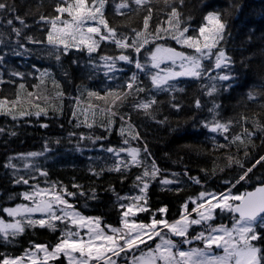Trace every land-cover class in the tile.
Here are the masks:
<instances>
[{"label": "snow or ice", "instance_id": "1", "mask_svg": "<svg viewBox=\"0 0 264 264\" xmlns=\"http://www.w3.org/2000/svg\"><path fill=\"white\" fill-rule=\"evenodd\" d=\"M159 2L160 0H155V3L159 4ZM153 3L154 0H121L114 4L117 16L126 15L123 9H131L137 18L142 15L143 27H131L128 34L119 31L116 23H110L107 19V0L56 2L52 13L39 15L37 23L43 22L47 25L43 29L46 32L43 39L22 33V29L29 27L23 17L18 15L15 17L21 27L13 26V19L8 17L7 25L15 39L0 32V44L10 50L0 52V65H3L5 57L9 54L20 57L36 51L26 47L25 43L21 42L22 38L27 44L32 45H44L46 42L47 47H41L38 54L54 59L57 69L69 84L74 83L77 70L87 75L89 80L103 70L105 80H109L114 79L116 73L125 72L124 67L118 66L117 62L131 66L129 70H135H131V75L124 77L116 87L108 85L101 93L85 86L82 82L76 83V93H69L68 99L76 102L72 106L74 127L79 128L83 124V127L89 129L98 126L108 134L116 131L121 137L120 143L125 146L132 141L143 142L137 128L131 122V114L121 111L133 93L148 91L146 86L140 83L138 73H143L145 78L151 81L153 89L169 93L182 91L177 89L175 84L170 83L178 77L193 78L197 81L207 78L212 82L205 91V95L209 96L219 94L221 91L228 92L238 80V76L230 67L235 61L228 55L223 44L226 37L231 36L229 19L233 13L241 10L242 5L238 0H233L232 5L223 11L215 8L202 10L199 23L196 24L192 23L191 12L187 14L183 12L185 0H163L165 9L170 10L166 12L167 20L156 23L154 30L149 24L153 15ZM132 5L136 7L132 8ZM13 11L14 6L8 0H0V15L3 12ZM127 19L131 21L132 16H127ZM164 24L167 27H164ZM254 31V28H248V40H251V33ZM5 39L9 43L5 44ZM168 41H174L182 49H190L191 52L179 51L168 46ZM101 43L114 44L117 54L107 52L98 54L97 62V57L93 54L97 53ZM142 50L145 57L143 63L133 56V53L138 56ZM85 55L87 60L84 59ZM69 56L70 64L65 66L62 57ZM205 61L208 63L205 64ZM37 72L39 75H35ZM7 74L9 77L7 81L0 75V84L15 85V95L14 98L11 93L0 96V114L9 116L14 121L23 117L47 116L50 108L53 112L62 114V107L58 110L55 101L62 99L65 93L61 90V83L52 77L49 69L40 70L32 66L26 71H19L9 68ZM29 76H33L38 81V84L32 85L31 91L26 88V80ZM13 77L18 78L20 82L17 83L12 79ZM49 79L52 87L56 89L54 95H49L40 89V86L46 85ZM85 92L89 100L95 98L97 101H105L104 106L88 103L86 108L77 107L84 103ZM255 95L250 88L247 98L253 100ZM156 103L157 101L152 97L142 98L135 101L131 107L151 116L149 109ZM171 106L178 110L180 108V105L175 103ZM196 107H201L199 99L196 100ZM218 107L219 105L213 102V107L209 109L213 119L202 121V126L212 133H228L233 120L230 118L222 122L216 119L218 113L215 109ZM98 115L102 119L97 125ZM126 116L128 119H125ZM116 117H119V129L113 128ZM239 121L237 126L240 131L234 132L230 140L225 137L229 140L228 144L218 145L219 148L228 149L230 152V145L239 142L244 157V159L239 158L241 151L239 147L236 157L226 156L227 167L236 170L233 174L221 178L220 182L225 186L224 190L211 192L204 188L196 176L184 171L183 176L193 183L200 184L202 190L196 197L190 196L181 202L171 220L167 217L168 206L161 204L153 209L149 204L147 193L150 184L156 180L161 186L160 191L179 193L182 190L179 187L181 181L177 179L180 174L171 172V178L161 176L162 171L165 170L158 167L146 143L143 148V153L146 155L143 157L138 147L103 148L107 153L116 156L115 163L108 170L121 173L122 181L125 179L123 174L129 168L142 169L135 174L133 184L138 194L117 198L128 201L127 204L118 205L119 227L102 223L100 216L84 215L75 210L67 197L75 196L76 193L69 191L59 182H49L48 172L45 170L36 168L39 175L45 178L46 187H40L39 181L34 176L30 178L14 176L12 180L14 184L29 185V179L36 182L29 185V190L19 193V196L28 202L27 204L18 203L15 207L2 209L11 220L0 219V244L6 249L9 244H17L18 237L25 235L27 230L36 228L47 229L53 233L59 231V236L50 244L30 240L20 254L0 252V264H51V262L64 264V261L67 264H121L119 259L121 253L127 257L131 250L140 254L128 259V264H264V175L257 176L253 185V176L256 175L254 169L257 166L264 169V155L253 156L248 150L249 145L254 147L252 138L257 131L261 134L259 137L261 143L264 144V117L257 114L251 117L241 114ZM248 123L252 124L253 130L246 126ZM40 127L45 128L47 124L42 123ZM68 135L71 137L75 133L69 132ZM79 139L81 141L88 139L95 143L107 139V136L85 137L81 133ZM48 151V146L45 144L43 152L33 151L18 156L22 160H27L39 157ZM76 151H81L79 146ZM120 153H126V159H121ZM11 159L9 158V162L5 163V168L15 167ZM23 166L25 169L30 167L28 163H24ZM91 171L93 175H99L94 170ZM200 171L207 174L208 169L201 168ZM212 174L215 175V168ZM170 185L178 186L175 189L167 187ZM237 185L241 187L247 185L248 188L239 191ZM72 188L79 190L81 196L85 195L81 185L73 182ZM233 189H236L235 193ZM90 191L92 195L88 199H97L96 189L92 188ZM113 194L115 195L114 190ZM217 210L221 217L225 213L230 216V225L214 223ZM138 213H148V219H132L137 217ZM192 226H200L201 230L193 229L195 232L193 235L189 231ZM170 237L178 239L174 241ZM148 241H153L154 247ZM192 241H199L203 247H188ZM140 245H144V249H141ZM213 246L222 251L214 252Z\"/></svg>", "mask_w": 264, "mask_h": 264}, {"label": "trees", "instance_id": "2", "mask_svg": "<svg viewBox=\"0 0 264 264\" xmlns=\"http://www.w3.org/2000/svg\"><path fill=\"white\" fill-rule=\"evenodd\" d=\"M14 6L12 13L3 12L0 15V32H4L6 36H11L14 40L15 36L11 33L10 27L7 25L6 18L13 19V26L21 27L16 21L15 17L21 16L25 19V23L29 25L28 28L22 29L23 34L34 35L41 39L44 38L46 32L43 31L47 25L39 22V15H48L53 12L56 2H63V0H8ZM121 0H107L106 17L110 23H116L118 30L125 34L130 33L131 27H143L142 15L137 18L133 15L131 9H123L125 16L115 15L114 4ZM242 5L238 13H233L229 19L231 25V36H227L223 42L228 55L235 61L234 65L230 67L234 74L238 76V80L228 92L221 91L219 94L211 96L205 95L206 87L212 82L207 78H202L197 81L193 78H184L174 81L177 89L182 91L165 92L158 89H153L151 83L145 78L143 73H138L140 83L148 89L146 92L139 94L133 93L125 102L122 112L131 114V122L137 128L141 140L143 142L132 141L129 147H138L141 149V156H145L143 148L145 143L149 149L152 158L157 162L158 167L162 170L161 176L171 178V172H177L180 175L177 177L181 181L179 193L175 191H160L158 180L153 181L148 190L149 204L154 209L161 204L168 206V219H172L179 208V204L188 197H196L201 191V185L193 183L187 177L183 176L184 171H188L191 176H196L203 184L204 188L211 192H219L224 190V185L221 184V178L227 177L236 170L227 167V155L236 157L238 155L237 148H241L239 158L244 159L242 146L237 142L235 145H230L231 151L228 149L219 148L220 144H228L231 135L234 132L240 131L237 126L239 116H258L264 117V0H238ZM233 0H185L183 12L185 14L191 12L193 16V24L199 23L200 13L202 10L215 8L223 11L229 8ZM132 5V8H135ZM153 15L149 21L150 28L154 30L155 24L167 20L166 12L170 9H165L163 0L159 4L154 3ZM127 16H132L129 21ZM167 27L166 24L163 25ZM254 28L255 31L251 33V40L247 39L248 28ZM134 35V34H133ZM21 42L30 49H35L31 54L25 56L7 55L4 59L3 65H0V75L7 81L8 69L12 68L19 71H26L32 66L43 70L49 69L52 77L61 83V90L64 91L65 96L62 99L55 101L56 108L59 110L62 107V114L53 112L51 108L48 110V115H41L39 117H23L17 120H12L9 116L0 114V217H5L2 209L4 207H14L16 204L22 202L19 196L20 192L28 190V185L23 183L14 184L12 180L19 178L15 170L22 166L25 162L20 159L18 154L27 152H43L45 144H47L49 151L43 155L33 158L28 162L42 170L48 172L49 182H59L65 185L69 191L75 192V196L67 197L75 210L80 211L84 215L100 216L102 223H109L113 226L119 227V203L118 197L131 196L137 193V189L133 187L135 181V174L142 171L140 168L131 167L123 175L125 179L121 180V173L109 171L108 168L112 166L109 156L103 148L107 146H122L120 143L121 137L116 131L111 134L105 133L100 127L85 128L83 124L79 128L74 127L75 120L72 119V106L76 104L75 100H69L68 94L76 93L75 84L83 83L85 86L98 90L101 93L108 85L116 87L120 84L124 77L131 75V66L122 65L125 72L115 74L114 79L105 80L104 73L100 70L91 80L87 78L80 70H77L74 75V83L69 84L68 81L61 75L57 69L56 61L43 54H38L41 47L44 45L27 44L21 38ZM5 44L9 43L7 39ZM163 44L164 41H158ZM168 46L178 48L181 51L191 52L188 49H182L176 45L174 41H168ZM10 51L0 44V52ZM74 52V51H73ZM117 54L115 45H105L101 43V47L96 54ZM76 55H80L76 53ZM133 56L139 59L142 63L145 60L143 50L141 54L133 53ZM65 66L70 64L71 57H62ZM87 60V56H84ZM208 61H205L207 64ZM75 68V66H72ZM86 71V70H85ZM39 75V73H35ZM19 83V79L13 77ZM38 84V81L33 76H29L26 80V88L31 91L32 85ZM204 85V87H202ZM251 90L256 94L253 100L247 98V92ZM40 89L46 91L49 95H54L56 89L51 85L50 79L46 85H41ZM11 93L12 98L15 95V85L0 84V96ZM154 98L157 103L149 109L151 116L145 115L142 111L136 110L131 105L139 99ZM199 99L201 107H196V100ZM84 103L77 107H87L88 103L99 105L103 107L105 101H97L95 98L89 100L86 92L83 95ZM110 102V101H109ZM213 102L219 105L215 109L218 113L216 119L227 121L230 118L233 120L229 132L220 134L209 132L202 126V121L213 119V114L209 109L213 107ZM42 106H43V102ZM179 104V110L172 107L171 104ZM83 119V117H81ZM101 116H97L96 124L100 123ZM125 119H128L126 116ZM164 121V123H158ZM47 124V127L41 128L40 124ZM243 123V121H239ZM250 130H253L251 123L246 125ZM114 129L120 128L119 117L115 118L113 125ZM73 132L75 135L69 136L68 133ZM14 133V135L12 134ZM85 137L96 135L107 136V139H102L93 143L91 140L79 139L80 134ZM260 133L257 131L252 138L254 147L249 145V152L253 156L264 155V144L261 143ZM229 140H226L225 137ZM58 141V143H57ZM215 141V144H214ZM80 147L81 151L77 152L76 148ZM103 146V147H102ZM15 165L14 168H5V163L9 162ZM150 163V161H149ZM201 168H207L208 172L205 174L201 172ZM215 168V175L212 170ZM94 170L99 175H93L91 170ZM223 169V171H221ZM255 176H253V185H255L256 177L264 175V169L257 166L254 169ZM36 177L39 181L40 187H46L45 178L41 177L38 172L32 175H26L25 178ZM29 179V185L35 183ZM73 182L82 186L85 195L81 196L79 190L72 188ZM178 185H171L170 188L175 189ZM96 189L97 199H88L92 195L90 189ZM248 186L241 187L237 185L239 191L247 190ZM113 190L115 195L113 194ZM236 192V189H233ZM11 197V198H9ZM87 205V206H86ZM191 205H189V208ZM137 218L147 220L148 213H140ZM215 224L225 223L230 225V216L225 213L221 217L217 211ZM200 229V226H198ZM201 230V229H200ZM191 232V230H189ZM59 236V231L53 233L47 229H29L26 234L18 237V243L15 245L9 244L7 248L0 244V252L7 251L9 254H20L24 247L28 246V242L35 241L39 243L50 244L56 237ZM175 241V240H174ZM138 255L134 250L129 251L127 257ZM124 253L120 256L122 264H128V258ZM122 258V259H121ZM116 259V258H115Z\"/></svg>", "mask_w": 264, "mask_h": 264}, {"label": "rangeland", "instance_id": "3", "mask_svg": "<svg viewBox=\"0 0 264 264\" xmlns=\"http://www.w3.org/2000/svg\"><path fill=\"white\" fill-rule=\"evenodd\" d=\"M71 51H74V50H71ZM117 64H118V66H122L123 64H122V62H117ZM162 67H163V65H162ZM102 72H103V70H101ZM117 74V73H116ZM183 78H187V77H178L176 80H179V79H183ZM175 80V81H176ZM150 83H151V81L150 80H148ZM174 81H170V83H173ZM152 86V85H151ZM118 147H129V146H125V145H122V146H116V147H114V148H118ZM106 154L109 156V160H110V162H111V164L113 165L114 163H115V160H116V156L115 155H113V154H110V153H107L106 152ZM120 158L121 159H126V153H120ZM31 159H33V158H31ZM31 159H27V160H24L25 162L24 163H28L29 165H30V167L28 168V169H25L24 168V163L22 164V166H20V167H18L16 170H15V172H16V174H18L19 176H23V177H25L26 175H32L33 173H35V172H38V171H36V168H39V167H37V166H34V165H32V164H30L28 161L29 160H31ZM39 173V172H38ZM171 186V185H170ZM167 187H169V186H167ZM28 190H29V185H28ZM27 191V190H26ZM136 194H138V193H136ZM135 195V194H134ZM124 197H127V196H124ZM21 201L22 202H20V203H24V204H27L28 202L27 201H24L22 198H21ZM120 203H124V204H127L128 203V201L127 200H120ZM15 207V206H14ZM218 212H219V210H217ZM140 213H138L137 214V216L139 215ZM4 215H6V214H4ZM38 215V214H37ZM193 216L195 215L194 213L192 214ZM5 217H8L7 215L5 216ZM0 219H3V220H5V221H10L11 220V218L10 217H8V218H1L0 217ZM132 219H137V217H133ZM140 219V218H139ZM205 227H207V226H205ZM193 229H195L196 231H199L200 229H199V227L198 226H192V228H190L189 230H191V233L194 235L195 234V232L193 231ZM165 232H166V230H165ZM171 239H173V240H177L178 238H176V237H170ZM155 239V238H154ZM148 243L150 244V245H152L153 247H154V244H153V241H148ZM181 247H183V245H181ZM188 247H203V245L199 242V241H192L191 243H190V245H188ZM140 248L141 249H144V245H140ZM146 250V249H145ZM213 250H214V252H220V251H222V250H218V249H215V246H213ZM134 252H137V251H135L134 250ZM138 253V255L140 254L139 252H137ZM122 254V253H121ZM121 256V255H120ZM116 257H113V259H115ZM120 258V257H119ZM128 258H130V257H127V259ZM122 259V258H121ZM120 262H122V261H120ZM51 264H59V262H51ZM64 264H67V262L66 261H64ZM122 264V263H121Z\"/></svg>", "mask_w": 264, "mask_h": 264}]
</instances>
